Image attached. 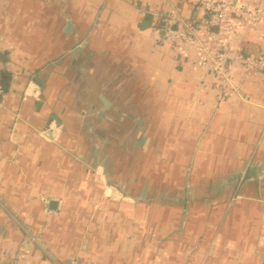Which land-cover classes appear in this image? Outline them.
Returning <instances> with one entry per match:
<instances>
[{"label": "crops", "instance_id": "1", "mask_svg": "<svg viewBox=\"0 0 264 264\" xmlns=\"http://www.w3.org/2000/svg\"><path fill=\"white\" fill-rule=\"evenodd\" d=\"M199 2L0 0V260L264 264V68L231 69L220 101L163 42ZM261 34L238 22L229 44Z\"/></svg>", "mask_w": 264, "mask_h": 264}, {"label": "built area", "instance_id": "2", "mask_svg": "<svg viewBox=\"0 0 264 264\" xmlns=\"http://www.w3.org/2000/svg\"><path fill=\"white\" fill-rule=\"evenodd\" d=\"M199 3L203 20L167 18L163 42L178 50L192 49L193 70L209 71L217 77L225 89L220 98L222 101L238 94L241 88L242 83L230 80L231 69H241L243 77H248L264 68V34L258 36L260 46L256 53L244 54L229 44L238 22L255 29L257 25H264V12L257 8L246 9L242 0H200ZM200 26L203 27V38L198 35ZM5 97L0 86V109L5 106ZM29 254L30 249L23 246L9 260H0V264H19Z\"/></svg>", "mask_w": 264, "mask_h": 264}, {"label": "water", "instance_id": "3", "mask_svg": "<svg viewBox=\"0 0 264 264\" xmlns=\"http://www.w3.org/2000/svg\"><path fill=\"white\" fill-rule=\"evenodd\" d=\"M69 26V25H68ZM39 103L36 102V106H38ZM105 105H107V103H105ZM147 192V185H144L143 189H142V193H141V196L143 197ZM55 206H56V203L55 201H49V209L51 210H55Z\"/></svg>", "mask_w": 264, "mask_h": 264}, {"label": "trees", "instance_id": "4", "mask_svg": "<svg viewBox=\"0 0 264 264\" xmlns=\"http://www.w3.org/2000/svg\"><path fill=\"white\" fill-rule=\"evenodd\" d=\"M0 86L2 87V89L4 90V87L1 85V82H0Z\"/></svg>", "mask_w": 264, "mask_h": 264}, {"label": "rangeland", "instance_id": "5", "mask_svg": "<svg viewBox=\"0 0 264 264\" xmlns=\"http://www.w3.org/2000/svg\"><path fill=\"white\" fill-rule=\"evenodd\" d=\"M263 258V257H262Z\"/></svg>", "mask_w": 264, "mask_h": 264}]
</instances>
